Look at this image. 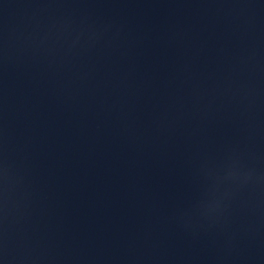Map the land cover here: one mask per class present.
Returning <instances> with one entry per match:
<instances>
[{
    "label": "water",
    "instance_id": "95a60500",
    "mask_svg": "<svg viewBox=\"0 0 264 264\" xmlns=\"http://www.w3.org/2000/svg\"><path fill=\"white\" fill-rule=\"evenodd\" d=\"M0 264H264V0H0Z\"/></svg>",
    "mask_w": 264,
    "mask_h": 264
}]
</instances>
